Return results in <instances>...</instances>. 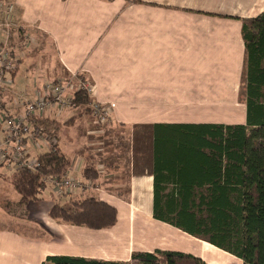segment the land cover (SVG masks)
<instances>
[{
    "label": "crops",
    "instance_id": "1",
    "mask_svg": "<svg viewBox=\"0 0 264 264\" xmlns=\"http://www.w3.org/2000/svg\"><path fill=\"white\" fill-rule=\"evenodd\" d=\"M2 2L13 4L17 26L6 38L0 17V42L10 41L17 65L7 84L5 109L22 113L15 95L33 100L46 82L74 74L89 83L92 101L110 109L109 122L102 125L117 135L110 143L116 137L124 146L108 154L97 153L101 149L88 153L103 143L93 138L99 132L82 125V133L94 139L83 143L75 132L80 117L70 121L77 113L65 120L71 108L48 109L41 118L57 126V146L70 161L66 176L84 187L57 196L46 184L39 199L18 205L20 196L11 191L13 173L0 164V264H43L49 256L129 262L136 252L156 250L190 254L206 264H242L153 218L156 185L174 191L179 178H197L179 174L175 165L170 173L168 157L156 152V129L247 125L242 20L264 13V0ZM27 146L31 158L48 151L46 145ZM90 167L98 172L95 181L83 177ZM199 179L196 183L204 185L195 190H206L207 178ZM89 197L116 208L113 227L91 229L50 216L55 204Z\"/></svg>",
    "mask_w": 264,
    "mask_h": 264
},
{
    "label": "trees",
    "instance_id": "2",
    "mask_svg": "<svg viewBox=\"0 0 264 264\" xmlns=\"http://www.w3.org/2000/svg\"><path fill=\"white\" fill-rule=\"evenodd\" d=\"M242 35L246 47L247 125L157 127L156 152L168 157L167 163L177 166L179 174H192L199 180L206 177L208 187L195 190L204 185L203 181L196 183L197 178H179L174 191L156 185L152 216L234 255L242 264H264V13L243 19ZM91 101L85 91L74 93V107L83 105L89 112ZM75 119L74 116L70 121ZM37 124L56 137L54 124L43 118ZM36 158L34 171L22 168L10 179L20 196L18 205L39 199L46 186L44 179L62 177L70 168V161L57 145ZM82 174L87 180L98 178L93 167ZM50 216L91 229H107L117 223L116 208L93 197L71 200L66 205L55 204ZM43 264L206 263L190 254L156 250L136 252L129 262L49 256Z\"/></svg>",
    "mask_w": 264,
    "mask_h": 264
},
{
    "label": "built area",
    "instance_id": "3",
    "mask_svg": "<svg viewBox=\"0 0 264 264\" xmlns=\"http://www.w3.org/2000/svg\"><path fill=\"white\" fill-rule=\"evenodd\" d=\"M14 6L12 3L0 2V17L6 27V38L10 37V30L17 26L13 20ZM16 57L8 39L0 42V164L12 173L24 168L34 171L37 167V158H31L28 151V143L36 147L46 145L48 151H52L57 145V138L48 135L37 124V120L43 117L48 109L55 106L59 110L73 106L74 93L77 91L72 80L58 78L46 82L35 94L33 100L24 99L21 96L15 99L16 105L23 108L22 113L10 114L4 107V96L10 77L16 70ZM71 77L77 75L71 74ZM79 79V78H78ZM79 88L90 96V85L80 79ZM96 120L105 125L109 122L110 109L91 101ZM45 183L51 186L57 196L72 192L84 187L80 181L66 175L62 177H46Z\"/></svg>",
    "mask_w": 264,
    "mask_h": 264
},
{
    "label": "rangeland",
    "instance_id": "4",
    "mask_svg": "<svg viewBox=\"0 0 264 264\" xmlns=\"http://www.w3.org/2000/svg\"><path fill=\"white\" fill-rule=\"evenodd\" d=\"M25 66H28L27 64H24ZM22 69L24 70V66L22 67ZM65 80H69V81H71L72 80V82H73V85H74V87H75V89L77 90V91H81L80 90V88H79V81H80V79H78V77H71L70 76V74L68 75H66V77L64 78ZM76 91V92H77ZM15 97L17 98V97H20V95H15ZM25 99V98H24ZM89 107L91 108V111H87L86 109V107L85 106H83V105H81V106H78V107H74V106H72L71 107V109H69V110H67L66 112L67 113H65V115H64V118H65V120L67 119V118H70V116H72V114L74 115V114H76V118H78V117H80V120H79V122L76 124V125H78V130H75V132L76 133H78L79 134V136H81V138L83 137V139H84V141H82L83 143H86L87 141V138H88V140H94L93 138H97L96 140H99V138L103 141V143L102 144H96V145H94L93 146V149L91 148H89L87 151H88V153L89 152H92L93 150H97V149H101V150H98L99 152H97V153H103V154H108L109 152H112V151H123V143H122V145H118L119 143H118V140H116V137H114L115 138V141H114V144H111L110 143V141H111V136H117V135H114V133L113 134H111V130L110 131H107V130H103L102 129V125L103 124H101V123H99L97 120H96V117H95V115H94V113H93V108H92V105L90 104L89 105ZM84 124H87L88 125V127H90L91 128V130H96L97 132H99V133H96V135L93 137V138H89V137H86L84 134L85 133H82V125H84ZM108 124V123H107ZM107 124H105V126L107 125ZM57 127V126H56ZM87 127V126H86ZM76 128V129H77ZM81 130V131H80ZM83 130H85L84 128H83ZM113 131V130H112ZM84 132V131H83ZM51 133V132H50ZM53 135V134H52ZM83 146H85V144H83ZM83 146H82V148H83ZM43 147V146H42ZM92 147V146H91ZM84 150L82 149V152H83ZM85 152V151H84ZM6 179H8L9 180V178H6ZM124 189L125 188H121V190H123L124 191ZM11 191H15V189H12ZM121 194H124L125 193V191L124 192H120ZM6 203V202H5ZM11 210L12 211H14V212H18L19 210H17L16 208H14V207H11Z\"/></svg>",
    "mask_w": 264,
    "mask_h": 264
}]
</instances>
